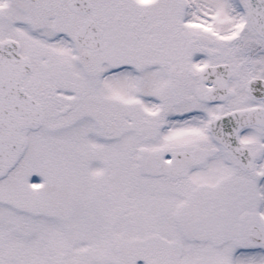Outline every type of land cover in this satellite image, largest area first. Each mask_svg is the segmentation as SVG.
<instances>
[{
    "label": "snow or ice",
    "instance_id": "snow-or-ice-1",
    "mask_svg": "<svg viewBox=\"0 0 264 264\" xmlns=\"http://www.w3.org/2000/svg\"><path fill=\"white\" fill-rule=\"evenodd\" d=\"M0 264H264V0H0Z\"/></svg>",
    "mask_w": 264,
    "mask_h": 264
}]
</instances>
